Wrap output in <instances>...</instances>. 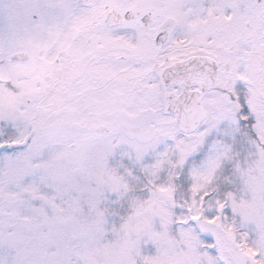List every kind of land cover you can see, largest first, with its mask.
Returning <instances> with one entry per match:
<instances>
[{"label":"snow or ice","instance_id":"snow-or-ice-1","mask_svg":"<svg viewBox=\"0 0 264 264\" xmlns=\"http://www.w3.org/2000/svg\"><path fill=\"white\" fill-rule=\"evenodd\" d=\"M0 264H264V0H0Z\"/></svg>","mask_w":264,"mask_h":264}]
</instances>
